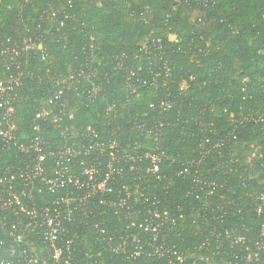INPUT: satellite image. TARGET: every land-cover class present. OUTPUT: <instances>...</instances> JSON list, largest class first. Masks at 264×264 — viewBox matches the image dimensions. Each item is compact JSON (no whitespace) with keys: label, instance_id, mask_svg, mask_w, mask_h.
Returning a JSON list of instances; mask_svg holds the SVG:
<instances>
[{"label":"trees","instance_id":"1","mask_svg":"<svg viewBox=\"0 0 264 264\" xmlns=\"http://www.w3.org/2000/svg\"><path fill=\"white\" fill-rule=\"evenodd\" d=\"M0 43L15 50L0 57V80L21 73L11 102L15 138L0 141V176L22 169L27 157L18 145L36 135L54 150L107 143L112 131L124 168L115 187L125 183L132 194L180 211L168 239L185 254L217 222L213 202L205 210L195 199L203 194L196 178L224 184L214 196L226 228L259 236L264 216L248 196L264 190V0H0ZM27 43L41 49L24 52ZM53 89L72 118L45 121L34 132L35 112ZM158 127L157 137L149 134ZM148 150L163 152L158 178L147 173ZM59 195L35 193L38 206ZM95 221L119 227L112 214ZM67 227L75 264H161L122 263L98 249L91 220ZM224 246L229 260L237 247L228 240Z\"/></svg>","mask_w":264,"mask_h":264},{"label":"built area","instance_id":"2","mask_svg":"<svg viewBox=\"0 0 264 264\" xmlns=\"http://www.w3.org/2000/svg\"><path fill=\"white\" fill-rule=\"evenodd\" d=\"M34 49H41V45L27 43L23 47L24 52ZM14 53L12 47L0 43V57ZM20 83L21 73L0 80V141L3 143L15 138L11 102ZM64 117L72 118V114L61 100V90L53 89L35 112L32 130L37 132L40 123L60 121ZM159 127L150 128L149 134L157 137ZM85 132L87 136L97 137L90 129ZM109 133L112 140L107 143L65 144L54 150L38 135L27 144L18 145L17 149L27 157L25 165L15 174L0 176V264H75L68 251L75 236H69L67 226L85 220L93 221L94 243L98 249L117 256L122 263L155 259L161 264H264V222L255 240L226 228L223 224L226 211L214 196L215 191L223 190L224 184L213 180L196 178V191L203 194L195 195V199L205 210L210 206L209 200L213 202L217 213L212 219L217 222L191 254H185L170 243L168 234L178 230L183 214L161 207V201L155 196L132 194L125 183L115 187L117 180L123 178L124 168L120 166L121 157L116 156L120 145L113 132ZM92 154L98 156H93L91 161L82 159ZM103 154L108 158L106 164L99 162ZM161 156L163 152L159 151L145 154L151 165L147 173L157 178ZM49 161L51 166H47ZM48 167L51 169L49 177L44 173ZM42 191L60 195L51 206H38L35 193ZM248 198L254 212L264 216V190L250 192ZM109 214L117 218L118 228L95 221L98 216ZM226 240L237 247L229 260L225 259L228 255L224 246Z\"/></svg>","mask_w":264,"mask_h":264},{"label":"rangeland","instance_id":"3","mask_svg":"<svg viewBox=\"0 0 264 264\" xmlns=\"http://www.w3.org/2000/svg\"><path fill=\"white\" fill-rule=\"evenodd\" d=\"M52 9H54V8H52ZM171 38V37H170ZM6 71H9V68H8V66H4V71H3V73L1 74V77L2 76H5V72ZM140 147H142V146H140ZM136 148V147H135ZM137 149V148H136ZM147 149H151V146H147ZM149 151V150H148ZM125 152H127V151H125Z\"/></svg>","mask_w":264,"mask_h":264}]
</instances>
